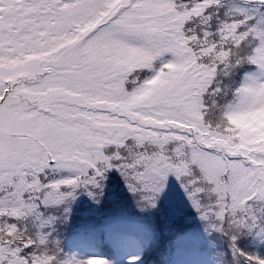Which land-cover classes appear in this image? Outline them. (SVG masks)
I'll return each instance as SVG.
<instances>
[{
  "label": "snow or ice",
  "instance_id": "snow-or-ice-1",
  "mask_svg": "<svg viewBox=\"0 0 264 264\" xmlns=\"http://www.w3.org/2000/svg\"><path fill=\"white\" fill-rule=\"evenodd\" d=\"M220 3L0 0V264H105L59 259L27 220L42 189L84 187L96 198L114 168L152 206L174 174L234 247L241 233L264 240V208H253L264 206V145L241 148L238 127L264 112V85L249 80L217 121L207 118L220 94L215 66L226 72L231 57L222 49L252 40L246 59L264 72V25L232 19L212 32L210 10ZM137 66L153 74L129 91L126 76ZM225 124L233 135L221 133ZM61 168L77 175L42 183ZM13 210L26 217L23 227Z\"/></svg>",
  "mask_w": 264,
  "mask_h": 264
},
{
  "label": "rangeland",
  "instance_id": "rangeland-1",
  "mask_svg": "<svg viewBox=\"0 0 264 264\" xmlns=\"http://www.w3.org/2000/svg\"><path fill=\"white\" fill-rule=\"evenodd\" d=\"M253 11L249 23L254 26L264 25V6L255 3ZM219 12L217 19L210 15L209 30L212 32L225 20L241 19L233 15L230 0ZM252 42L249 40L247 46ZM247 46L243 44L241 48ZM234 85L238 86L237 83ZM43 176L42 183L50 185L58 178V173L55 176ZM99 192L101 194L93 198L84 187L74 190L61 188L58 192L42 189L34 202L35 207L29 215L27 226L33 230L37 239L43 237L47 249L54 246L61 260L102 259L105 264H157L151 261L159 255V262H163L168 255L164 245L169 240H173L172 249L174 246V251L181 262L184 260V264H244L245 257L240 256L238 250L244 251L243 248L247 246L254 252V257H264V240L260 236L241 233L234 247L228 232L217 230L214 217L202 219L200 210L192 203L184 184L174 174L166 178L165 191L155 206L150 205L139 192L130 190L118 170L106 173ZM84 198L85 206L82 203ZM208 202L207 197L202 198V204ZM42 204L47 210L42 208ZM253 208L262 209L264 206L253 205ZM6 212L7 209H0V214ZM17 216L21 218L24 214L17 212ZM257 216L264 217V211L258 210ZM62 235L67 237L70 248L74 241L79 240L99 252L94 255L85 251L84 256H79L76 254L78 250L66 251V244L57 250L56 246L63 240ZM194 235L202 236L201 247L196 254L191 253L186 245L187 238ZM109 239L117 242L120 248L125 246L122 255L111 251L101 255L104 256L102 258H96L103 254L104 245L110 242ZM210 241L215 244V248L206 252Z\"/></svg>",
  "mask_w": 264,
  "mask_h": 264
},
{
  "label": "trees",
  "instance_id": "trees-1",
  "mask_svg": "<svg viewBox=\"0 0 264 264\" xmlns=\"http://www.w3.org/2000/svg\"><path fill=\"white\" fill-rule=\"evenodd\" d=\"M228 0H221V3L218 6H215L214 9L210 10V15L214 16V18H218L220 15L219 9H222V6L227 2ZM231 2V11L233 13V15L236 18H241V19H246L248 22L252 21V15H253V7L255 5V3H258L257 0H230ZM264 6V5H263ZM191 28L194 30L197 28V24L196 23H192ZM247 47L244 48H240V49H233L234 53L240 54H247ZM165 59H170V56H166ZM158 64V62H157ZM156 65H154L155 67ZM144 68H140L139 66L133 68V72H129L126 76V87L128 88L129 91L132 90L133 87L136 86V82H143L144 80H147L149 78H151L153 72L152 69H146V70H141ZM241 71V72H240ZM258 71L257 67L255 65L252 64H246L243 65L241 67H239L230 77V79L225 80V83H229L231 85L232 88H235L233 86L234 83H237L239 85V83L242 81V79L249 74L252 73H256ZM240 72V74H239ZM133 73H137V75L139 77H137V81L132 80V74ZM135 85V86H133ZM213 97L210 98V103L213 104ZM261 113L260 112H256L253 115L248 116L245 120H247V122H243L240 121L238 122V127L239 129L243 130L244 132V136L241 138L242 139V144L241 147H246L249 144H256L258 145L261 142H264V120L260 119ZM250 117V119H249ZM208 120L210 122H214L217 118V111H209L208 116H207ZM117 169H111L109 170L110 173L114 172ZM58 173V178L55 181H59V180H67V179H72L74 178L77 173L75 170L72 169H68V168H61V169H48L45 173L46 175H52L55 176ZM42 174V179H44V176ZM61 188H68V189H72L70 186L64 185ZM77 189V188H76ZM82 193H84V190L82 191ZM85 202L86 199L84 198V201L82 202L83 205L85 206ZM82 205V207H83ZM42 208L44 210H47V207L45 205L42 204ZM11 215H15L17 216V212L15 210H13L11 212ZM19 223L21 224V226L23 227L25 224V220L21 219L17 216ZM29 231L33 232V230L29 229ZM10 236L13 235L12 232L8 233ZM33 235H35V233L33 232ZM37 237V236H36ZM63 240L58 244V246H56L57 250H60V248L62 247V245L66 244V251L72 249V252H76L77 255L79 256H84L83 252L88 251L94 255H96L95 253L99 252L98 249L96 248H92L89 246H86L85 243L78 241H74L71 245L67 242V237L62 235ZM241 238V237H240ZM249 239V237H247ZM188 241H186V245L188 247V249H190L191 253L196 254L197 251L200 249L201 247V243H202V236L198 235V236H189ZM241 239H244L241 238ZM39 240V238H38ZM110 240V239H109ZM247 241V240H246ZM111 242V243H110ZM110 242H106V244L104 245L103 248V254H99L98 257L96 258H102L104 256L101 255H105V253L107 252H111V251H116L118 253L119 256L122 255L123 252V248H125V246H123L122 248H120V246L118 245L117 242L114 243V241ZM172 245H173V240H169L164 246H165V251L168 253L167 256L164 257L163 262H159V255L154 257L152 259L151 262H157V264H184V260L181 262V258L179 259V257L177 256L176 252L174 251V246L172 249ZM215 248V244L210 241L206 252H209L211 249ZM244 251L251 256H254V252L250 250V248L247 246V248H243ZM48 250H53L55 251V247L54 246H50L48 248ZM165 261H169V262H165ZM150 262H148L149 264ZM245 264V262H244Z\"/></svg>",
  "mask_w": 264,
  "mask_h": 264
},
{
  "label": "clouds",
  "instance_id": "clouds-1",
  "mask_svg": "<svg viewBox=\"0 0 264 264\" xmlns=\"http://www.w3.org/2000/svg\"><path fill=\"white\" fill-rule=\"evenodd\" d=\"M245 39H246V37H245ZM240 43H243V44H245V46H247V44L244 43V41H241ZM233 49H240V47L238 44H236V45H233L232 49H228L227 47L222 49V51H225V52L230 51L231 52V57L227 58L228 64L225 65V67L228 69L226 72L224 71L223 68H219V65L215 66L216 68L219 69V71L216 72V80H217V86L220 88V94L215 96V99H214V105L216 106V109H217L216 110L217 111V118L215 121H217L219 119V117L221 116L220 109L226 107L229 104H232L234 102V100L236 99V93L241 88H243L245 86V84L247 82H249V80H256L259 84L264 85V72L261 71L258 64H252V65H255L257 67L258 71L256 73L246 75L242 79V81L239 83V85L236 86L235 88H232L229 83H225V80L230 79L232 74L239 67L246 65V64H249L247 59H246L247 54L239 56V59H237L238 54L234 53ZM258 49H264V45H258ZM197 51H199V49H197ZM253 51L256 52L257 49H254ZM209 63H211V61H209ZM229 65H230V67H229ZM141 70H146V69H141ZM137 77H139L137 75V73L132 74V80L137 81ZM133 86H135V85H133ZM217 98H219V99H217ZM260 113H261L260 119L264 120V112H260ZM249 119H250V117H249ZM243 122L246 123L247 120L244 119ZM234 127H235L234 125L225 124V125L220 127V131L223 135L231 136V135H233V128ZM260 145H264V142H261Z\"/></svg>",
  "mask_w": 264,
  "mask_h": 264
}]
</instances>
